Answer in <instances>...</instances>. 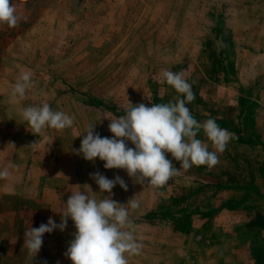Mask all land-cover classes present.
I'll use <instances>...</instances> for the list:
<instances>
[{"label":"rangeland","instance_id":"374dc122","mask_svg":"<svg viewBox=\"0 0 264 264\" xmlns=\"http://www.w3.org/2000/svg\"><path fill=\"white\" fill-rule=\"evenodd\" d=\"M14 2L20 22L0 23V172H8L0 177V264H72L71 219L64 232L44 235L36 257L24 233L49 217L59 224L71 192L108 196L90 178L97 171L127 183V191L113 188L115 201H139L129 215L143 248L129 264H264V0ZM28 69L32 87L13 97ZM164 70L192 84L186 106L198 122L215 118L234 133L215 167L193 166L155 186L77 154L90 125L111 138L110 120L132 105L181 95ZM43 103L74 125L36 133L20 111ZM197 138L215 150L203 131Z\"/></svg>","mask_w":264,"mask_h":264},{"label":"clouds","instance_id":"9594fccd","mask_svg":"<svg viewBox=\"0 0 264 264\" xmlns=\"http://www.w3.org/2000/svg\"><path fill=\"white\" fill-rule=\"evenodd\" d=\"M20 19L14 0H0V23L14 28ZM162 76L181 95L168 103H153L151 107L130 103L132 107L126 115L110 120L111 138L101 137L95 131L96 124L90 125L77 154L87 161H95L98 157L105 162L106 169H124L135 180L155 186L165 185L181 170L193 166L215 167L219 163L217 153L225 151L234 133L221 128L215 118L198 122L193 117L186 104L192 102L195 95L183 72L164 70ZM31 77L30 69L21 72L12 88L13 97L24 98L26 90L32 87ZM20 114L36 133L45 127L57 130L71 128L75 121L74 116L53 110L48 103L28 106L21 109ZM201 131L215 148L214 151L209 150L208 143L197 138ZM127 141L134 148L128 147ZM169 153L172 159L167 158ZM173 160L179 162V168ZM7 175V171L0 172V177ZM90 178L98 185L100 193L109 195L97 200L90 186H74L90 189L93 194L71 192L66 214L61 215L59 224L49 217L46 224L26 230L24 244L30 255L36 257L40 252L46 233L64 232L69 219L77 230L72 234L74 239L65 253L72 264H129L128 256L140 254L143 244L137 235L138 226L129 215V207L139 208V201L133 198L127 204H121L112 198L116 185L124 191L128 190L127 183L119 175L110 180L97 171L90 174Z\"/></svg>","mask_w":264,"mask_h":264}]
</instances>
